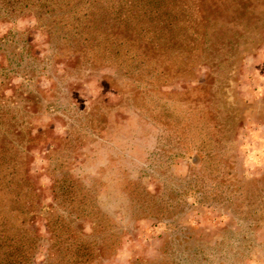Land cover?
<instances>
[{
  "label": "rangeland",
  "instance_id": "374dc122",
  "mask_svg": "<svg viewBox=\"0 0 264 264\" xmlns=\"http://www.w3.org/2000/svg\"><path fill=\"white\" fill-rule=\"evenodd\" d=\"M168 1L0 0V195L27 196L31 264L52 215L94 264H264V0Z\"/></svg>",
  "mask_w": 264,
  "mask_h": 264
},
{
  "label": "trees",
  "instance_id": "16d2710c",
  "mask_svg": "<svg viewBox=\"0 0 264 264\" xmlns=\"http://www.w3.org/2000/svg\"><path fill=\"white\" fill-rule=\"evenodd\" d=\"M176 1L178 0H169L168 3L173 4ZM179 1L182 4V1L185 0ZM133 7L129 6L128 8L132 9ZM144 7L141 6V8ZM183 11L178 10V12ZM4 181L8 182L6 188L11 193L19 184L15 180L0 179V183ZM26 197V194H6L5 196L3 193L0 195V264H31L34 258L39 239L33 230L28 233L19 227L26 223L27 213L11 207L9 209L7 205V203L23 205ZM3 200L6 201L5 204ZM1 210H6V214L2 213ZM47 229L49 233L48 260L44 264H94L98 258L95 245L83 240L71 226V222L62 216L52 215L49 217Z\"/></svg>",
  "mask_w": 264,
  "mask_h": 264
}]
</instances>
